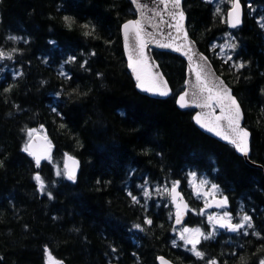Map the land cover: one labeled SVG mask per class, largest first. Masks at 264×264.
<instances>
[{
    "label": "trees",
    "instance_id": "1",
    "mask_svg": "<svg viewBox=\"0 0 264 264\" xmlns=\"http://www.w3.org/2000/svg\"><path fill=\"white\" fill-rule=\"evenodd\" d=\"M241 2L245 16L235 30L225 18L232 0H185L183 9L191 37L243 109L256 166L202 133L193 110L178 109L186 77L180 56L153 51L169 98L136 90L121 38L122 24L135 18L129 0H0V50L12 56L0 61V264H47L46 248L56 264L264 260V0ZM224 35L235 45L228 55L216 46ZM29 130L52 145L39 167L23 150ZM66 154L81 162L74 182L62 173ZM194 173L227 198L224 211L250 216L253 227L212 231L204 204L188 191ZM175 181L191 207L185 224L211 235L197 245L204 259L175 238L166 190Z\"/></svg>",
    "mask_w": 264,
    "mask_h": 264
},
{
    "label": "water",
    "instance_id": "2",
    "mask_svg": "<svg viewBox=\"0 0 264 264\" xmlns=\"http://www.w3.org/2000/svg\"><path fill=\"white\" fill-rule=\"evenodd\" d=\"M184 1L185 0H181L180 7L179 9H177L173 6L170 0H164V2H162V0H141L139 8L137 7V5H134L132 3V0H129V2L132 4L133 9L135 11V18L131 20H139L141 22V26L143 27V30H144V37L148 41L147 46L143 48L142 62L137 65V71L140 72L142 78L145 79L146 82L156 81L157 83L161 85L166 84L169 94L167 96H160V95L153 94L150 92L142 91L140 88L137 87L138 81L136 79V73H134L132 68L129 66L131 63V61L129 60V56H132L133 59H136L139 46L136 44L133 38H130L127 46L125 44L124 34H123V25L127 23L128 21H131V20H128L125 23H123L121 26V38H122V44H123V51H124L125 59L127 62V67L135 83L136 90L140 94L147 96L149 98H152V99L164 100V99L169 98L172 94V89L166 77L164 76L159 66V63L155 59L153 55V51L169 52V53L180 56L186 62V77H185V82H184V89L176 97V106L178 107V109L183 110V111L193 110L194 111L193 123L202 133L206 134L207 136L223 144L231 145L234 148L235 153L237 155L243 157V159L249 165L256 166L248 158L250 154L251 134H250V131L247 130L244 126L243 109L238 99L235 97L233 90L226 83L223 77H221L217 73L210 59L207 57V55H205L199 50L197 43L191 37L189 30H188V25H187V15L183 9ZM240 5H241L240 9L238 10L239 23L237 24L235 28L230 27L229 17H228V12L233 10L232 5L226 12V24L229 30H235L241 27L243 24L245 13H244V8H243L241 0H240ZM179 12H183V18L179 16L178 14ZM173 13H177V14L173 15ZM232 19L234 22L236 19V13L233 14ZM160 44H168L170 46L160 47L158 46ZM174 49H179V50H174ZM185 53H187V55ZM189 57H192V59L189 60ZM197 65H199L200 68H203L206 73H210L207 77L210 83L213 80H215V78L217 77L219 78V81H223L224 86L231 90V94L236 98L237 102L239 103L241 113H242V118L239 121L240 127L243 129H246L250 134L248 137V147H249L248 156L242 155L240 152L236 150L233 144L229 143L226 139L222 138V135H230L229 125H228L227 120H222L219 122V124L221 125L220 131L222 135H217L215 131H208L205 127H201L199 124L196 123L195 117L197 114H201L202 120H204V122L207 123L208 117L205 114L209 113L210 111L212 112L211 119L214 121L215 117L220 115V109L218 107L212 110L209 108H200V107H192V106L181 108L179 106V103H178L179 96L184 94L185 92L188 93L186 100H188L189 103L193 101L194 91L197 92V98H200L198 87H194L197 85L196 73L192 70L193 68H196ZM207 94H208L207 92L203 93L204 96H206ZM28 144H31L32 152H34L36 155L44 157L41 159L40 165L44 162H47L50 159L52 155V146L49 142V138L47 135L36 134L30 138ZM31 156L35 162V156L34 155H31ZM68 156H71L75 161L78 162V167H75L72 165V161L67 159ZM64 166H65L66 172L68 168L75 167V175H76V178L78 177V174L81 169V162L77 157L70 155V154H66L64 156ZM176 192L179 194L176 202H173L172 196L170 195L171 202L174 208L173 224L175 227H181L182 225H184V223L186 222L188 218L190 206H189L188 200L186 199L184 194L181 192L179 185L176 186ZM177 204L180 205V223L176 222ZM184 205H187V208H184ZM161 257L164 258L167 264H175L173 261H171L165 256H159L157 258V264H161V260H160ZM53 261L55 262L54 259Z\"/></svg>",
    "mask_w": 264,
    "mask_h": 264
},
{
    "label": "snow or ice",
    "instance_id": "3",
    "mask_svg": "<svg viewBox=\"0 0 264 264\" xmlns=\"http://www.w3.org/2000/svg\"><path fill=\"white\" fill-rule=\"evenodd\" d=\"M164 2V0H162ZM170 2L173 4V6L177 9H179L181 0H170ZM132 3L134 5H137V7H140L141 0H132ZM240 0H233L232 3V11L228 12L229 17V24L230 27L235 28L237 24L239 23V14L238 10L240 9ZM236 13V19L233 22V14ZM177 13H173V15H176ZM181 18H183V12L178 13ZM64 20L67 24L71 25L72 18L65 16ZM179 23V22H178ZM264 26V25H262ZM85 28H88L89 25H84ZM95 29L92 28L90 32L85 33V35H90L94 33ZM123 34H124V40L125 44L129 43L130 38H133L136 42V44L139 46V50L137 52L136 59H133L132 56H129V60L131 61L130 67L132 68L133 72L136 73V79L138 81L137 87L140 88L142 91L150 92L153 94H157L160 96H167L169 94V91L167 90L166 84L161 85L157 83L156 81H150L146 82L145 79L142 78L140 72L137 71V65L142 62L143 58V48L147 46L148 41L144 37V30L141 26V22L139 20H131L128 21L123 25ZM11 40H17L18 37L11 36L9 37ZM160 47H169L168 44H160L158 45ZM230 47H235V45H230ZM179 50V49H174ZM95 55V53H92ZM187 55V53H185ZM4 59H12V56L9 54H6L3 50H0V61ZM75 57H71L70 60H74ZM192 57H189V60H191ZM86 63V62H85ZM83 66V65H82ZM237 69H242L245 67L243 63H240L239 65H234ZM199 69V70H197ZM196 73V80L197 85L194 87H198V91L200 93V98H197V92H193V101L189 103L188 100H186V97L188 96V93L185 92L184 94L179 96L178 103L181 108L184 107H200V108H209L214 110L216 107L220 109V115L216 116L214 121L211 119L212 112L205 114L208 117V122H204L202 120L201 114H197L195 117L196 123L199 124L201 127H205L208 131H215L217 135H222L220 131L221 125L219 124L222 120H227L229 125V133L230 135H222L223 139H226L229 143L233 144L238 152H240L244 156H248L249 154V147H248V137L249 132L246 129H243L240 127L239 121L242 118V113L240 109V105L237 102L236 98L231 94V90L224 86L223 81H219V78H215L211 83L208 81V75L210 73H206L203 68H200L199 65H197L196 68L192 69ZM204 92H207L208 94L206 96L203 95ZM34 133V130L28 131V136L31 137ZM31 144H26L25 148L23 149L25 152H28L29 155L35 156V163L36 166H40V161L42 158L39 155H36L34 152L31 151ZM68 160L72 161V165L75 167H78V162L75 161L71 156L67 157ZM67 167V165H66ZM75 167L68 168L66 172L67 179L72 180L73 182L76 179L75 175ZM57 175H61V173H57ZM34 179L37 181V184L39 185L40 191L43 193L46 191L45 184L43 179L39 174H37ZM178 181L173 182V186L170 191V195L172 196L173 202H176L179 194L176 192V186L178 185ZM205 183V181H201V184ZM213 190L216 189V185H212ZM149 193L145 192V195H148ZM131 195V193H129ZM49 198L51 197V193H48ZM134 203H139V200L133 196L132 197ZM227 198L225 197L223 200L217 201L216 206L217 207H226L227 206ZM184 208H187V205H184ZM177 219L176 222L180 223V205L177 204ZM225 217H228L227 220H225ZM209 220H216V223L219 224V227L226 228L230 232H239L240 230L244 229L245 226L248 228H252L253 225L251 223V217L248 215H243L241 217V221L239 223H232L231 218L228 213H224V216L220 217L219 219L214 218L212 216H209ZM146 224L151 225L152 221L150 219L145 220ZM136 227L139 229L140 226L136 225ZM143 230V229H140ZM190 233V235H189ZM244 235H247V232L243 233ZM201 237H203L204 240L210 239L211 235H206L200 231V229H188L184 228L182 232L180 233V239L185 242L187 245H191V251L192 253L199 259H204L205 254L198 250L197 245L200 244ZM175 246V245H174ZM115 251V249H113ZM46 255L48 257L47 264H56V262L53 261V258L51 256V253L48 252L47 248L45 249ZM161 264H167V262L164 260L163 257L160 258ZM207 264H217V261L215 260H208ZM242 264H244L242 260ZM259 264H264V260H260Z\"/></svg>",
    "mask_w": 264,
    "mask_h": 264
},
{
    "label": "rangeland",
    "instance_id": "4",
    "mask_svg": "<svg viewBox=\"0 0 264 264\" xmlns=\"http://www.w3.org/2000/svg\"><path fill=\"white\" fill-rule=\"evenodd\" d=\"M216 46L218 48L219 53H221L222 55H228V52L230 51L229 35H224L222 37L221 41L217 42ZM36 134H38V132L36 130H34L33 135H36ZM62 173L66 176L64 162L62 163ZM188 179H189L188 184L190 187L188 191H189L190 195L193 198L202 201V203L204 205L201 207V211L206 213L207 220L210 222V225H211V230L212 231L213 230L218 231L220 228L219 224L216 223V220L210 221L209 216H212L214 218L219 219L220 217L224 216V213H227L224 210L222 211L223 207H217L216 206V202L222 200V198L219 197L220 191L218 190L217 186H216V189L213 190L212 185H215V184L210 183V181L203 176H198L194 173V174H191ZM201 181H205V183L201 184ZM158 190H160V189H158ZM166 190L169 193L170 188H168ZM192 210L194 212L196 211L195 209H192ZM229 216H230V214H229ZM230 218L232 221V217H230ZM227 219H228V217H225V220H227ZM184 228H188L190 230L200 229L198 227H194V226L184 224L182 227L177 228V231L175 233V238L177 240H181L179 237H180V233L182 232V230ZM200 231L202 233H204L202 231V229H200ZM189 235H190V233H189ZM181 241H183V240H181ZM184 244H185V242H184Z\"/></svg>",
    "mask_w": 264,
    "mask_h": 264
},
{
    "label": "flooded vegetation",
    "instance_id": "5",
    "mask_svg": "<svg viewBox=\"0 0 264 264\" xmlns=\"http://www.w3.org/2000/svg\"><path fill=\"white\" fill-rule=\"evenodd\" d=\"M222 200H223V198H222ZM223 208H225V207H223ZM223 208H222V211H223ZM228 213H229V212H228ZM229 214H230V213H229ZM230 217H232V221H233L234 223H239V222L241 221V218H239V219H238V218H235V217L232 216V214H230ZM233 222H232V223H233ZM219 229H220V230H227L226 228H221V227H220ZM232 233H236V232H232ZM239 233L242 234V230H240Z\"/></svg>",
    "mask_w": 264,
    "mask_h": 264
}]
</instances>
